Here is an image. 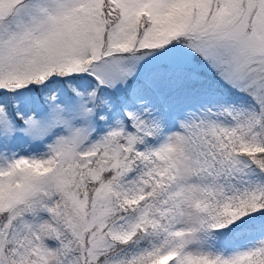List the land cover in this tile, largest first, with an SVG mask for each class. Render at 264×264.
<instances>
[{"label": "snow or ice", "instance_id": "6c2138e0", "mask_svg": "<svg viewBox=\"0 0 264 264\" xmlns=\"http://www.w3.org/2000/svg\"><path fill=\"white\" fill-rule=\"evenodd\" d=\"M0 264H264V0H0Z\"/></svg>", "mask_w": 264, "mask_h": 264}]
</instances>
